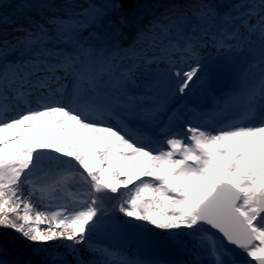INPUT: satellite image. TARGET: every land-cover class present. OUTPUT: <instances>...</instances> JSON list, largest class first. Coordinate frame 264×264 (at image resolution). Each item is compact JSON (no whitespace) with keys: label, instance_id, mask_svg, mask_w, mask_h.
I'll return each mask as SVG.
<instances>
[{"label":"snow or ice","instance_id":"obj_1","mask_svg":"<svg viewBox=\"0 0 264 264\" xmlns=\"http://www.w3.org/2000/svg\"><path fill=\"white\" fill-rule=\"evenodd\" d=\"M139 7L0 0V264H264V0Z\"/></svg>","mask_w":264,"mask_h":264},{"label":"rangeland","instance_id":"obj_2","mask_svg":"<svg viewBox=\"0 0 264 264\" xmlns=\"http://www.w3.org/2000/svg\"><path fill=\"white\" fill-rule=\"evenodd\" d=\"M14 9H15V3H13L11 7H6L5 9H3V11L6 14H8V15H13L14 14ZM208 51L214 52V50H212V49H209ZM71 190L75 191V188H72ZM41 210H44V209L42 208ZM53 210H55V209H53ZM153 231L154 232H159V230H153ZM137 233L138 232H136L133 235H129V236H117V237H114L115 239L108 238L106 240V243L112 245L115 249L123 251L125 255L129 256V255H132V252H133L132 250L133 249L132 248H128V247L135 246V242L138 241V239H140V240L144 241V243L146 244L147 248L149 249V250H145V251H150L147 254L142 249L141 250L142 253L140 254V256L144 257L145 255H151L153 257V259L158 257V259H154V261L155 260H162V259L163 260L172 259L173 257H176L171 248L155 242L156 240L160 239V237L153 236L152 234L147 235V234H144V233H141L139 235V237H137ZM160 235L162 236L163 234H160ZM129 242H130L129 246L125 248L124 245L128 244ZM61 243H64V242L56 240V241L49 242L47 245H45V247H47L49 249V251H60V252H63L64 251L63 248H58L57 247V245H60ZM138 251H140V250H138ZM154 252H160L158 254L159 256H162L161 253H166V254L162 258V257H159ZM143 253H146V254H143Z\"/></svg>","mask_w":264,"mask_h":264},{"label":"trees","instance_id":"obj_3","mask_svg":"<svg viewBox=\"0 0 264 264\" xmlns=\"http://www.w3.org/2000/svg\"><path fill=\"white\" fill-rule=\"evenodd\" d=\"M171 0H140L139 12L141 18L146 22L157 10H162ZM14 15V14H13ZM126 33V39L128 38ZM22 260H35L41 257L32 254L31 248L19 256Z\"/></svg>","mask_w":264,"mask_h":264},{"label":"bare ground","instance_id":"obj_4","mask_svg":"<svg viewBox=\"0 0 264 264\" xmlns=\"http://www.w3.org/2000/svg\"><path fill=\"white\" fill-rule=\"evenodd\" d=\"M128 247V246H127ZM126 248V247H125ZM129 248H132L133 250V252H132V255H129V257H135V258H137V259H139V260H143V261H145V262H150V261H154V259H158V257H156V258H154L153 259V257L151 256V255H145L144 257L143 256H140V254L142 253V249H140V248H138V247H135V246H131V247H129ZM137 250V251H136ZM138 250H140V251H138ZM144 252H146L147 254H148V252H150V251H145V250H143ZM146 253H143V254H146ZM154 253H156L157 255L160 253V252H154ZM166 253H161V255L162 256H159V257H164V255H165ZM148 256V257H147ZM174 258H176V257H173L172 259H174ZM163 260V259H162Z\"/></svg>","mask_w":264,"mask_h":264},{"label":"water","instance_id":"obj_5","mask_svg":"<svg viewBox=\"0 0 264 264\" xmlns=\"http://www.w3.org/2000/svg\"><path fill=\"white\" fill-rule=\"evenodd\" d=\"M153 232H154V231H153ZM141 233H144V234H147V235H149V234H152V235H153L152 232H148L146 229H141V230L138 231V233H137V237H139V235H140ZM156 233H158V232H156ZM157 237H160V236H157ZM113 239H115V238H113ZM129 244H130V242H129L128 244L124 245V247L129 246ZM135 246L138 247V248H140V249H143V250H149V249L147 248L146 244L144 243V241H142V240H140V239H138V241L135 242Z\"/></svg>","mask_w":264,"mask_h":264}]
</instances>
